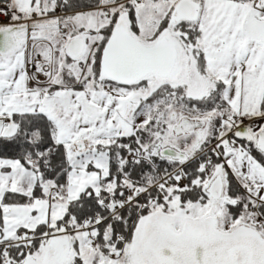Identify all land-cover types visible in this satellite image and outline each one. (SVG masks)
Masks as SVG:
<instances>
[{
  "label": "snow or ice",
  "instance_id": "1",
  "mask_svg": "<svg viewBox=\"0 0 264 264\" xmlns=\"http://www.w3.org/2000/svg\"><path fill=\"white\" fill-rule=\"evenodd\" d=\"M0 264H264V0H0Z\"/></svg>",
  "mask_w": 264,
  "mask_h": 264
}]
</instances>
